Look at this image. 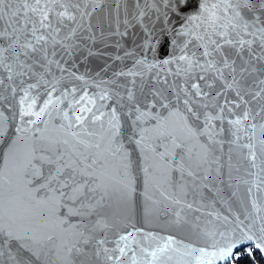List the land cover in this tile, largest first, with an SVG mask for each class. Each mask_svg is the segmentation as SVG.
<instances>
[{
    "label": "snow or ice",
    "instance_id": "6c2138e0",
    "mask_svg": "<svg viewBox=\"0 0 264 264\" xmlns=\"http://www.w3.org/2000/svg\"><path fill=\"white\" fill-rule=\"evenodd\" d=\"M105 2L24 0L20 9H14L12 0H0V86L7 80L11 87L17 79L26 84L19 102L23 107L19 109L16 137L0 165V254L6 255L11 264H26L21 253L36 261L54 254L56 264H93L101 253L107 261L127 255V245L111 250L119 252V256H114L103 246L104 240H96V233L112 227L105 211L108 205L117 196L127 200L138 170H142L149 185L158 188L168 185L174 172L179 173L182 182L187 179L193 184L210 178L215 171L212 165L218 164L213 155L219 135L215 122L223 121L225 113L235 117L229 123L236 132L243 131L248 137L247 159L258 167L256 144L252 141L259 133L257 143L264 148V123H254L264 121V105L255 112L246 108L239 116L233 108L247 106L250 101L245 100L246 95L253 101L264 100V80H259L258 89L251 92L244 86L254 65L264 63V0H204L202 16L185 17L188 23L178 34L187 39L178 49L179 54L174 47L172 58L163 61V66L173 65L174 70L167 69L164 76L157 73L165 87L152 89L143 99L132 88L124 95L105 90L97 96L86 91L76 96L73 88L54 97L59 81L46 77L54 69L62 74L68 72L55 58L58 49L71 56L84 31L89 32V39H95L89 21ZM120 2L117 0V7ZM142 2L145 7L139 6ZM191 3L192 0H155L149 5L148 0H137L136 18L142 21L153 9L157 20L169 12L179 18ZM156 4L165 5L167 11H160ZM248 12L253 15L246 19ZM20 16L25 19L21 21ZM152 32L143 47L152 48L159 43ZM190 45L197 50L192 51ZM226 48L235 49L237 56L247 51L249 58L238 65ZM137 64L164 71L163 66L146 59ZM68 74L73 79H83L75 73ZM118 75L133 77L131 83L135 85L134 78L143 73L130 70ZM168 75L183 78V83L169 86ZM29 80L35 83H27ZM220 80L224 82L212 96L211 91ZM37 87H44L47 95L39 109L31 95ZM12 91L15 93L16 89ZM228 91L234 93L238 102L228 99ZM68 95L74 102L64 111L60 104ZM110 99L115 104L107 111L106 103L97 104V100ZM53 113L60 123L53 122ZM150 122L154 123L146 126ZM8 127L9 117L0 111V140ZM204 138L207 142H202ZM254 188L264 191V177L257 176ZM41 192L45 195L39 196ZM171 197V193L166 196ZM252 205L258 215L264 211L255 200ZM73 218L79 223H71ZM259 221H264V215H259ZM245 228L247 225L238 221L233 232L239 235H225L222 245H212L215 251L200 249L206 264L217 260L224 264L264 261V223L259 227L261 235L251 228L244 231ZM254 237L259 242L249 246ZM121 239L127 240L128 236ZM90 246L98 250L92 251ZM148 255L149 264H168L173 260L179 264L187 253H181L179 246L165 245Z\"/></svg>",
    "mask_w": 264,
    "mask_h": 264
},
{
    "label": "water",
    "instance_id": "95a60500",
    "mask_svg": "<svg viewBox=\"0 0 264 264\" xmlns=\"http://www.w3.org/2000/svg\"><path fill=\"white\" fill-rule=\"evenodd\" d=\"M23 3L24 0H12L14 9H20ZM152 3H155V0H148L149 5ZM203 3L204 0H192L190 6L179 18L169 12L167 17L157 20L153 9L150 10L149 16L141 21L136 18L137 0H121L119 7H117V0H106L103 7L93 13L89 21L95 39H89V32L84 31L80 33L77 48L71 56L65 55L58 49L55 58L60 60L68 72L62 74L54 69L51 76L46 77L48 79L54 77L59 81L54 97L73 88L77 90L76 96L84 91L90 96H97L105 90L110 94L119 92L124 95L128 88H132L137 96L143 99L152 89L165 87L158 79L157 73L164 76L167 75V69L174 70L173 65L163 66V61L172 58L174 47L179 54L178 49L183 47L187 39L178 34L188 23L185 17L202 16ZM139 6L145 7V4L142 2ZM156 7L160 11H167L163 4H156ZM7 14L10 16V12ZM252 15L248 12L245 18L248 19ZM19 18L21 21L25 19L23 16ZM126 21L128 23H125ZM4 23L6 24L7 21ZM152 29L155 31L152 32ZM150 32L159 43L152 48L143 47ZM121 33L126 34L121 35ZM169 41L172 43H168ZM190 48L192 51L197 50L194 45H190ZM226 51L238 65L249 58L247 51L241 53V56L236 55L235 49L226 48ZM141 59L163 66L164 71L161 72L160 67L149 70L143 65H138L137 61ZM130 70L143 73L142 76L134 78L135 85L131 83L133 77L118 75ZM69 72L83 79H73ZM167 78L169 86L172 87L183 83V78H173L171 75ZM259 80H264V63L254 65V71L247 76L244 86L251 92L258 89ZM223 82L220 80L215 83L211 91L212 96H215L216 90L221 88ZM27 83H35V81L29 80ZM8 84L9 82L5 80V85L0 86V96L4 97L0 100V111L9 117L8 132L3 140H0V165L3 164V155L7 153L8 145L16 137L15 128L20 123L19 109L23 107L19 102L23 97L22 89L26 86L20 79H17L11 87ZM201 85L203 86V82ZM12 88L16 89L15 93ZM31 95L36 98L37 109L47 100L44 87H37ZM226 95L229 100H237L231 91H228ZM220 100L222 102L223 97H220ZM245 100L250 101L247 106L233 108L236 116H239L246 108L255 112L264 105V100L253 101L250 95H246ZM73 102L72 95H68L66 99H62L60 109L68 111ZM101 103L107 104L104 109L107 111L108 107L115 104V100L110 99L107 102L97 100V104ZM13 116L16 117L15 120L12 119ZM53 117L54 123L61 122L56 113H53ZM234 118L225 113L223 121L215 122L219 135L216 137L217 143L214 145L213 155L218 160V164L212 165L215 171L210 174V178L193 184L187 179L182 182L179 173L174 172L171 182L163 188H158L147 183L142 170L134 172V182L127 200L117 196L105 210L112 227L104 232L96 233V240H104L103 246L110 250V254L119 256L118 251L111 250L127 245L125 248L127 255L119 260L107 261L101 253L93 264H133V257H135V264H149L151 257L148 253L165 245H171V248L179 246L181 253H187L179 264H206L199 250L215 251L212 245H222L225 235L231 237L239 235L233 232L238 221H243L244 225H247L244 231L251 228L252 232L261 235L259 227L264 221H259V215H264V211L258 215L252 201L255 200L264 209V191H257L254 188L257 176L264 177V172H261L264 168V148L257 143L259 139V133H257L252 143L256 144L258 167H253L247 159L249 150L245 145L249 143L248 137L243 131L237 133L229 123ZM257 122L264 123V121H254V123ZM152 123L154 122L146 126H151ZM131 134L132 131L129 128L128 135L131 136ZM202 142H207L206 138ZM125 143L127 144L126 140ZM129 150L131 151V147ZM250 187L253 188L252 192L248 191ZM161 192L165 195L162 196ZM168 193L172 194L171 198H166ZM38 195L42 196L45 193L41 192ZM175 200H179V203ZM65 218H68L67 214ZM70 222L79 223V220L73 218ZM129 233H131L130 236ZM122 236H128V239L122 240ZM258 242L254 237L250 245ZM90 248L92 251L98 250L96 247L90 246ZM17 251H19L18 248ZM21 254L26 264H56L54 254L50 257L45 256L39 261L28 260L26 254ZM0 264H11V262L6 255L0 254ZM153 264H160V262H153ZM168 264H176V261H169ZM215 264H224V261L217 260Z\"/></svg>",
    "mask_w": 264,
    "mask_h": 264
},
{
    "label": "trees",
    "instance_id": "16d2710c",
    "mask_svg": "<svg viewBox=\"0 0 264 264\" xmlns=\"http://www.w3.org/2000/svg\"><path fill=\"white\" fill-rule=\"evenodd\" d=\"M251 246V245H250ZM260 256V254L259 253H257V257H259ZM260 264H264V261H260Z\"/></svg>",
    "mask_w": 264,
    "mask_h": 264
}]
</instances>
